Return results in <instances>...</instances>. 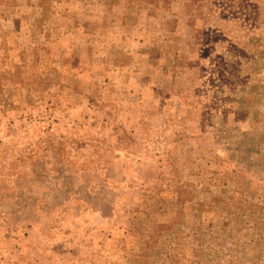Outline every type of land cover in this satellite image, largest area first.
Segmentation results:
<instances>
[{
  "label": "rangeland",
  "instance_id": "obj_1",
  "mask_svg": "<svg viewBox=\"0 0 264 264\" xmlns=\"http://www.w3.org/2000/svg\"><path fill=\"white\" fill-rule=\"evenodd\" d=\"M0 264H264V0H0Z\"/></svg>",
  "mask_w": 264,
  "mask_h": 264
}]
</instances>
